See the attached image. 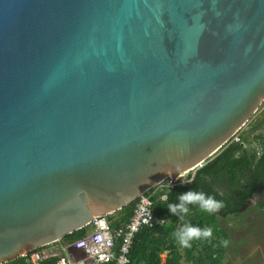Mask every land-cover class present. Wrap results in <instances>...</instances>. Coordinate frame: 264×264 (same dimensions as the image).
Wrapping results in <instances>:
<instances>
[{
  "label": "water",
  "instance_id": "water-1",
  "mask_svg": "<svg viewBox=\"0 0 264 264\" xmlns=\"http://www.w3.org/2000/svg\"><path fill=\"white\" fill-rule=\"evenodd\" d=\"M263 104L264 0H0V264L202 165Z\"/></svg>",
  "mask_w": 264,
  "mask_h": 264
},
{
  "label": "trees",
  "instance_id": "trees-1",
  "mask_svg": "<svg viewBox=\"0 0 264 264\" xmlns=\"http://www.w3.org/2000/svg\"><path fill=\"white\" fill-rule=\"evenodd\" d=\"M264 108L257 117L249 122V134L240 133V140H231L226 143L214 156L205 163L195 168L188 174L187 181H179L165 190L166 199H161L165 192L150 189L153 192L152 211L155 217L164 218L165 221L153 226H143L135 233L128 251L126 264H225V241L229 239V232L221 225L220 217L225 213L240 209L252 193L254 187L264 185ZM252 139L259 144L258 148L249 150L245 144ZM251 139V140H252ZM253 141V140H252ZM189 190L203 191L213 195L217 200L223 201V207L218 211L208 213L198 204H188L187 213L177 210L175 213L168 208L169 203H179L180 194ZM136 200L112 214H109L113 229L120 228L126 223L133 213ZM264 210V200L257 205ZM118 218H115L116 215ZM237 214H240L237 212ZM186 223L200 228L211 227L212 235L207 238H197L190 242V246L181 245L175 238V231ZM90 226L83 227L68 234L56 243H61L62 253L44 257L40 264H57L65 254L63 246L84 236ZM63 242H65L63 244ZM222 246L218 247V243ZM122 237H115V251L120 252ZM48 247V246H47ZM42 249V248H40ZM163 253H166L163 263ZM29 252L27 255L18 256L3 264H33ZM100 264H116V261Z\"/></svg>",
  "mask_w": 264,
  "mask_h": 264
},
{
  "label": "built area",
  "instance_id": "built-area-1",
  "mask_svg": "<svg viewBox=\"0 0 264 264\" xmlns=\"http://www.w3.org/2000/svg\"><path fill=\"white\" fill-rule=\"evenodd\" d=\"M264 108V104L262 109ZM261 109V110H262ZM264 133V128H263ZM232 140H240V133L236 132ZM184 182L185 179L177 177L174 180L168 179L167 186H172L177 182ZM150 189L141 194L136 199V204L129 220L124 223L120 228L113 229L111 226V220L109 214L97 215L90 223V229L88 232L72 241V244L76 250L82 253L81 256L73 258V256L63 255L57 264H100L103 262H110L115 260L116 264H126L129 260L128 251L132 243L133 237L136 232L143 226H153L164 222L165 219L155 217L152 211V194L149 193ZM164 196V195H162ZM122 237V244L120 252L117 254L115 251V237ZM51 245V244H49ZM43 246L35 250L30 251V259L33 264H40V260L44 257L59 254L53 250L44 249Z\"/></svg>",
  "mask_w": 264,
  "mask_h": 264
},
{
  "label": "rangeland",
  "instance_id": "rangeland-1",
  "mask_svg": "<svg viewBox=\"0 0 264 264\" xmlns=\"http://www.w3.org/2000/svg\"><path fill=\"white\" fill-rule=\"evenodd\" d=\"M260 111L261 110L257 111L248 123H246L242 129L237 130V132H243L245 135H248L249 122L257 117V114ZM258 132L259 130L252 133L249 137V141L245 140V146L249 150L254 148H258V150L260 149L257 141L252 139L253 134ZM194 171L195 169L189 170L178 177L187 181L188 174L193 173ZM163 182L167 184L168 179ZM260 200H264V185L254 187L252 193L240 209L219 216L221 225L229 232V239H227L224 252L225 264H264V210L256 206ZM237 212L240 214H237ZM64 243L65 242H63V244ZM60 244L56 242L51 243V245L44 249L48 248L47 250H53L61 254L62 247ZM62 246L66 257L71 255L73 258H77L82 255L81 252L74 248L72 242H66ZM221 246L222 242H219L218 247ZM165 257L166 253H163V263Z\"/></svg>",
  "mask_w": 264,
  "mask_h": 264
},
{
  "label": "clouds",
  "instance_id": "clouds-1",
  "mask_svg": "<svg viewBox=\"0 0 264 264\" xmlns=\"http://www.w3.org/2000/svg\"><path fill=\"white\" fill-rule=\"evenodd\" d=\"M155 187L156 191L165 192L164 189H166L168 186L164 182H161ZM161 199H166V192L165 195L161 197ZM178 200L179 203H169L167 205L168 208L174 213L177 210L187 213L189 211L187 207L188 204H198L201 209L208 213L216 212L221 207H223V201L217 200L213 195L206 194L203 191L189 190L180 194ZM211 235V227L200 228L190 223L181 225L174 233L176 240L183 246H190V242L193 239L207 238ZM225 243H227V241H225Z\"/></svg>",
  "mask_w": 264,
  "mask_h": 264
},
{
  "label": "crops",
  "instance_id": "crops-1",
  "mask_svg": "<svg viewBox=\"0 0 264 264\" xmlns=\"http://www.w3.org/2000/svg\"><path fill=\"white\" fill-rule=\"evenodd\" d=\"M118 216H119V215L117 214V215L115 216V218H118Z\"/></svg>",
  "mask_w": 264,
  "mask_h": 264
}]
</instances>
